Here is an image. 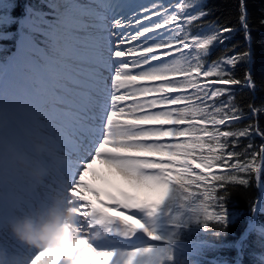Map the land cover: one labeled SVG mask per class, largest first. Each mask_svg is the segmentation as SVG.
Here are the masks:
<instances>
[{
    "label": "snow or ice",
    "instance_id": "6c2138e0",
    "mask_svg": "<svg viewBox=\"0 0 264 264\" xmlns=\"http://www.w3.org/2000/svg\"><path fill=\"white\" fill-rule=\"evenodd\" d=\"M76 4L73 11L72 4H48L47 13L29 6L25 19L34 20L44 48L69 31L91 37L94 95L87 107L66 116L55 89L40 112L25 118L0 103V146L12 142L31 151L33 138L43 139L45 158L59 160L52 181L66 183L69 210L77 217L75 226L65 223L51 234L32 264H184L186 232L213 231L211 222L223 235L232 222L230 185L247 186L255 173L264 188L256 166L264 160V144L253 143L264 139V128L258 121L238 126L247 115L230 87H255L250 76L242 81L232 74L249 53L207 61L235 29L214 25L210 34H192L209 15L199 0ZM13 22L0 13V40L12 37L3 29ZM239 23L247 33L244 0ZM260 112L250 106L253 120ZM243 140L248 143L241 148ZM73 151L80 152L75 160ZM5 187L0 171V210ZM165 205L169 215L178 209L166 235L155 223L149 226ZM250 212L255 224L264 199L252 202ZM109 236L130 244L142 236L147 243L99 246Z\"/></svg>",
    "mask_w": 264,
    "mask_h": 264
},
{
    "label": "trees",
    "instance_id": "16d2710c",
    "mask_svg": "<svg viewBox=\"0 0 264 264\" xmlns=\"http://www.w3.org/2000/svg\"><path fill=\"white\" fill-rule=\"evenodd\" d=\"M4 2V8L0 13H7L14 19V22L3 29L11 33L12 37L0 40V73L15 48L17 29L25 8L35 6L45 13L49 11L46 0H5ZM173 2L175 0H165V3ZM244 2L249 26L247 33L241 29L239 23L241 0H199L209 15L203 21H197L192 26L191 32L192 34H210L211 26L214 25L235 29L230 34H225L227 39L223 43H217L206 59L211 62L233 53H249L243 61L235 65L232 74L242 81L246 76H250L255 87L250 88L244 84L230 87L235 103L243 108L247 115V118L238 126L243 127L250 121H258L259 126L264 128V0H244ZM253 105L261 109L256 120H253L250 114V106ZM247 143V140H243L241 148ZM253 143L258 147L264 144V139L257 136ZM261 161L257 159L256 166H260ZM260 178L264 182V168ZM260 197L261 192L255 173L249 178L247 186L230 185L227 207L232 214V222L223 235L215 234V231L219 229L211 222L210 227L214 229L213 231L200 229L190 233L186 232L184 243H187L188 248L187 254L182 258L184 264H235L237 261H240L239 264H264V233L260 230L261 226H264V214L255 218V227L249 231L246 238L241 240L252 222L251 204L252 202L259 203ZM262 197L264 199V194ZM196 203L198 204L199 201ZM176 211L178 209L174 206L172 215H169V208L165 205L161 213L168 214L172 222ZM180 211L186 212L188 209L186 207ZM238 242L240 249L237 247ZM201 244L207 246L196 247Z\"/></svg>",
    "mask_w": 264,
    "mask_h": 264
},
{
    "label": "bare ground",
    "instance_id": "6f19581e",
    "mask_svg": "<svg viewBox=\"0 0 264 264\" xmlns=\"http://www.w3.org/2000/svg\"><path fill=\"white\" fill-rule=\"evenodd\" d=\"M30 41L25 38V35L22 36V38L19 41V46L9 59L8 63L6 64V67L1 75V87H0V103H2L6 108H8L10 111H14L16 115L22 117L24 116V111L21 109H18L15 107V101L17 98H19V94H22V87L24 84H26L25 81V76L22 74H16L15 69L16 68H24L25 63H24V54L25 50L28 49V45ZM26 47V48H23ZM37 61L32 60V67L35 68L37 67ZM15 144V143H14ZM31 146L32 149L31 151H25L22 150V152L26 155L24 157V163L29 164L30 159L34 158H45L46 154L41 150L42 148L48 147V145L45 144V141L39 137L33 138V141H31ZM0 152L8 158H11V156L7 153V149H5L3 146H0ZM0 153V157L1 154ZM46 159V158H45ZM97 169L101 168V165L99 162H97L96 166ZM26 169V168H25ZM44 172L45 170L42 169ZM15 182V181H14ZM16 189L15 188H10V187H5V192H7V195H13L15 193ZM60 209L64 211L65 206L61 204ZM1 211V210H0ZM155 223L159 227V230L162 234H167L168 229L162 225V223H158L156 221H150L149 226L151 227L152 224ZM65 224V223H64ZM146 241L142 238V236L137 237V247H144L146 245ZM33 259L30 260H25L21 263L23 264H32Z\"/></svg>",
    "mask_w": 264,
    "mask_h": 264
},
{
    "label": "clouds",
    "instance_id": "9594fccd",
    "mask_svg": "<svg viewBox=\"0 0 264 264\" xmlns=\"http://www.w3.org/2000/svg\"><path fill=\"white\" fill-rule=\"evenodd\" d=\"M71 218L70 210L62 211L53 214L52 218L39 229L34 228L31 223H26L22 227H17L16 231L31 244L46 245L51 234L61 227L62 222Z\"/></svg>",
    "mask_w": 264,
    "mask_h": 264
},
{
    "label": "rangeland",
    "instance_id": "374dc122",
    "mask_svg": "<svg viewBox=\"0 0 264 264\" xmlns=\"http://www.w3.org/2000/svg\"><path fill=\"white\" fill-rule=\"evenodd\" d=\"M143 1H147L146 3L149 2V0H143ZM64 0H56L55 3H59V4H73V2H75V0H69L68 2L66 3H63ZM143 3V2H142ZM4 5H5V2L2 0H0V12L2 11V9L4 8ZM70 10V9H69ZM23 25H29V24H23ZM31 27V26H30ZM29 27V28H30ZM31 29V28H30ZM21 71V70H20ZM156 222L158 223H162L164 224L168 230H170V225L168 224L167 222V219L166 218H161L160 216H157L156 219H155Z\"/></svg>",
    "mask_w": 264,
    "mask_h": 264
},
{
    "label": "water",
    "instance_id": "95a60500",
    "mask_svg": "<svg viewBox=\"0 0 264 264\" xmlns=\"http://www.w3.org/2000/svg\"><path fill=\"white\" fill-rule=\"evenodd\" d=\"M261 188V190L263 191V188L262 187H260Z\"/></svg>",
    "mask_w": 264,
    "mask_h": 264
}]
</instances>
